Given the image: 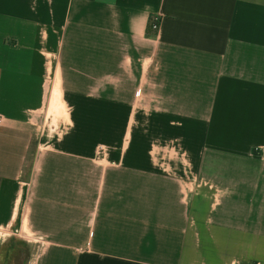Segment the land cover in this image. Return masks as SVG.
I'll return each instance as SVG.
<instances>
[{"label": "crops", "instance_id": "1", "mask_svg": "<svg viewBox=\"0 0 264 264\" xmlns=\"http://www.w3.org/2000/svg\"><path fill=\"white\" fill-rule=\"evenodd\" d=\"M0 115V264H264V0H0Z\"/></svg>", "mask_w": 264, "mask_h": 264}, {"label": "built area", "instance_id": "2", "mask_svg": "<svg viewBox=\"0 0 264 264\" xmlns=\"http://www.w3.org/2000/svg\"><path fill=\"white\" fill-rule=\"evenodd\" d=\"M150 28L153 32H157V33L159 32L160 22L157 18L153 19ZM4 121H5V118L2 115H0V126H2L4 124ZM100 150H101V152H103L104 151L103 147H101Z\"/></svg>", "mask_w": 264, "mask_h": 264}, {"label": "rangeland", "instance_id": "3", "mask_svg": "<svg viewBox=\"0 0 264 264\" xmlns=\"http://www.w3.org/2000/svg\"><path fill=\"white\" fill-rule=\"evenodd\" d=\"M60 110H61V108L59 107V104L57 102H55L53 104L52 103L50 104L49 112L51 111V112H54V113H56V112L60 113ZM25 253L27 254V250L25 248H23L22 254H25Z\"/></svg>", "mask_w": 264, "mask_h": 264}]
</instances>
